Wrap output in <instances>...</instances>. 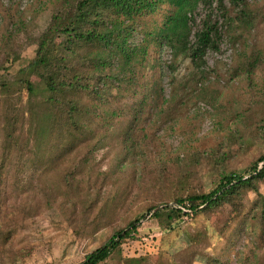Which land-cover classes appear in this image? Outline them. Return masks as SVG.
Listing matches in <instances>:
<instances>
[{"label":"rangeland","instance_id":"1","mask_svg":"<svg viewBox=\"0 0 264 264\" xmlns=\"http://www.w3.org/2000/svg\"><path fill=\"white\" fill-rule=\"evenodd\" d=\"M73 1L0 0V83L10 84L0 85V264L80 263L142 213L133 236L100 264H264V233L248 219L260 210L252 190L236 207L183 215L172 228L146 212L206 191L221 170L248 174L264 153V0H245V23L224 25L214 11L222 36L203 63L146 36V61L130 83L106 66L107 93L91 114L89 139L46 168L29 127L34 99L14 78L52 16ZM170 10L160 4L138 30L159 27ZM206 11H193L192 36ZM180 176L186 180L176 184Z\"/></svg>","mask_w":264,"mask_h":264},{"label":"trees","instance_id":"2","mask_svg":"<svg viewBox=\"0 0 264 264\" xmlns=\"http://www.w3.org/2000/svg\"><path fill=\"white\" fill-rule=\"evenodd\" d=\"M160 4L170 5L171 9L164 22L150 31L138 30L141 18L155 12ZM199 4L207 11L192 36V13ZM214 11L224 25L234 20L245 23L249 15L245 0H74L68 10L56 12L49 27L36 38L35 55L17 69L14 78V83L25 87L34 99L29 127L35 153L40 156L38 164L54 166L89 139L91 114L107 93L108 78L102 71L106 66H114L118 68L116 75L130 83L136 65L146 61V45L142 43L146 36L161 49L164 46L172 55L182 54L193 64L203 63L207 51L218 50L222 28ZM85 62L93 68L79 66ZM32 75L39 78L37 85L31 82ZM0 85L3 90L10 86L8 81H1ZM10 138L7 132L4 151L10 148ZM256 161L261 165L255 162L248 174L221 170L206 191L176 195L173 201L177 206L152 205L146 212L152 211L151 216L158 222L172 228V223L183 215L191 216L224 204L236 207L247 190H252L258 196L252 205L260 210H254L248 219L256 221L262 234L264 194L259 191V182L264 183V153ZM185 180V176H180L176 184ZM144 216L142 213L113 231L77 264L104 262L133 236Z\"/></svg>","mask_w":264,"mask_h":264}]
</instances>
